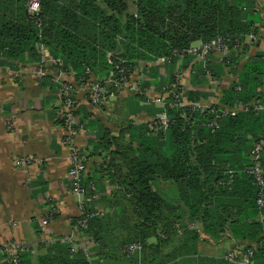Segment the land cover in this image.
Listing matches in <instances>:
<instances>
[{"label": "trees", "instance_id": "obj_1", "mask_svg": "<svg viewBox=\"0 0 264 264\" xmlns=\"http://www.w3.org/2000/svg\"><path fill=\"white\" fill-rule=\"evenodd\" d=\"M249 1L70 0L64 12L61 0H40V13L34 17L28 15L25 0H17L11 19L6 16L3 21L0 17V56L16 63L24 56L29 63L39 62L38 50L45 46L51 57L62 62L66 73L75 74L80 85L96 81L106 84L110 78L119 80L122 74L127 78L144 63L143 69L152 71L161 85L164 80L157 73L159 65L153 63L163 59L171 62L174 51L196 42L227 38L230 54L219 61L224 66L236 61L246 46L245 38L251 34L255 41L259 35V28L253 24L260 16ZM63 15L66 18L62 19ZM83 26L90 28L91 35L81 31ZM262 60L260 55L252 56L242 69L248 82L242 83L239 91L236 82L232 83L218 103L206 109H168L169 126L164 133L150 131L146 122L123 130L130 136L128 143L114 138V130L108 127L98 133V140L105 141L101 147L112 146L114 152L109 155L120 160L112 167L110 162L108 168L125 169L123 183H129L127 187L118 183L120 196L132 211L131 217L120 222L127 235L120 241L119 253L103 252L96 237L88 236L101 217L89 221L86 231L77 230L96 242L88 249V256L81 251L70 254L67 244L40 242L34 253L20 256V263L107 264L106 260H112L115 264H232L224 258L199 256V233L193 229L197 225L215 240L218 234L229 232L234 240L251 243L243 252L254 250L253 262L263 264L264 220L257 216H264V207L256 204L258 189L246 169L252 143L264 135V116L253 111L222 113L217 127L211 125L215 113L224 107L254 101L264 105ZM170 80L175 82L172 75ZM148 86L144 83V90ZM118 90L106 87L101 105ZM129 95L137 105L132 110L135 115L141 109L152 117L160 112L152 105L138 107L140 102L146 104L144 95ZM190 98L200 97L190 93ZM123 131L118 129L116 134L121 137ZM263 159L264 154V170ZM159 180L172 185L168 190L172 199L166 203L159 195ZM180 210L184 215L176 214ZM131 244L141 249L127 255L124 248ZM165 247L171 250L165 252ZM0 264H9L1 253Z\"/></svg>", "mask_w": 264, "mask_h": 264}, {"label": "crops", "instance_id": "obj_2", "mask_svg": "<svg viewBox=\"0 0 264 264\" xmlns=\"http://www.w3.org/2000/svg\"><path fill=\"white\" fill-rule=\"evenodd\" d=\"M250 1L260 16V21L253 24L259 28V35L255 41L254 37L245 38L246 46L243 52L239 53L241 56L228 66L218 63L217 58L212 57L206 64L202 63L203 70L199 61L188 63L192 68H198L199 74H202L201 70L206 69L203 72L206 78L199 76L192 84H188L190 92L202 97L205 106L218 103L222 93L234 82L239 91L242 83L248 82V75L242 71L246 62L254 55L264 57V0ZM2 3L3 0H0V10L5 11ZM42 58L43 56L39 62L29 63L24 56L22 62L16 63L0 56V244L25 241L35 248L44 233L46 237L72 235L74 240L79 242H93L72 226V222L79 217V208L77 197L69 191L68 149L62 144L63 132L57 119L60 99L52 83L56 71L55 67L47 66L46 63L47 75L43 80H38L36 70L43 63ZM160 63L158 61L153 65H159V77L164 80L166 73ZM262 63L264 64V61ZM145 65L139 63L138 67L144 70ZM145 74L146 72H141L137 77L144 81ZM74 76L73 72H65L63 79L76 84L77 88V118L81 121L84 131L76 142L86 157L83 182L96 186L100 200L95 206L104 212L103 220L94 226L88 236L96 237L95 243L103 252L115 254L121 251L120 241L127 235V230L120 222L132 214L129 203L120 196L121 188L118 183L122 182V187H127L129 183H123L125 169L108 168L110 162L113 161V164H110L112 167L119 164L120 160L115 155H109L114 152L112 146L101 147L105 141L98 140L97 135L103 127H108L114 130V138H121L123 142L128 143L130 136L128 131L123 130L129 125L144 123L152 116L146 109H141L135 115L132 110L137 105L124 89L109 95L101 107L93 108L87 99L88 83L77 84ZM205 81L211 82L204 85ZM158 92L159 89L156 90L152 86L148 93L154 96ZM143 105L144 103L140 102L138 107ZM108 106L110 108H107ZM118 129L123 131L121 137L116 134ZM98 145L99 147H96ZM21 157L31 160L26 173L15 164L16 159ZM156 185L164 203L172 199V195L168 194L172 185L161 180L157 181ZM51 206L55 208V214L43 229L40 221ZM184 213L183 210L176 211V214L181 216ZM257 218L264 220L261 213ZM193 229L199 233L198 254L201 257L222 259L228 253L239 256L243 248L251 244L244 240H234L229 232L218 234L219 238L215 240L199 226L195 225ZM169 250L170 247L164 248L165 252ZM105 263L115 264L116 261L106 260Z\"/></svg>", "mask_w": 264, "mask_h": 264}, {"label": "built area", "instance_id": "obj_3", "mask_svg": "<svg viewBox=\"0 0 264 264\" xmlns=\"http://www.w3.org/2000/svg\"><path fill=\"white\" fill-rule=\"evenodd\" d=\"M25 7L28 15L37 17L40 13V0H25ZM39 26V23L38 25ZM43 50V47H41ZM229 40L224 37H217L206 43L192 44L183 50L174 51V55H179L183 58L201 59L203 63L212 57L219 56V59L227 57L230 54ZM234 51V50H233ZM240 51V49H239ZM43 63L36 70V77L42 80L47 74V66L55 67V76L52 80L60 99V108L57 113V119L61 125L63 137L62 144L68 149V168L67 178L69 181L70 193L77 197L79 217L73 225L74 230L86 231L88 222L101 218L104 212L96 208L95 204L100 200V194L94 184L86 185L83 182V176L86 170V157L84 152L77 145V138L83 133L84 129L79 119L76 116L77 109V88L76 84L64 80V69L62 62L53 57L42 58ZM159 62H169V59H163ZM133 74H129L126 78L124 74L119 80L112 78L108 79L106 84L96 81L88 84L87 99L92 107H99L104 99L106 87L113 86L115 88L124 89L131 94H141L146 97V104L160 108V112L154 117H151L146 124L148 129L155 133H164L169 126L168 109L185 110L191 109H206L207 106L194 104L184 98L183 93L174 87L162 89L156 97H151L143 88V80L139 77L132 78ZM253 111L264 115V105L260 101H254L250 104L238 103L234 108H222L221 113H215V118L211 123L212 127L216 128V121L223 115L235 114L237 112ZM264 154V135L256 142L252 143L251 152L249 154V167L246 173L253 180V183L258 189V199L256 204L258 207H264V170L262 167V156ZM15 164L24 172H28L31 160L28 157L16 159ZM55 214V208L49 210L42 218L40 226L45 229L51 216ZM40 242L46 245L54 243L67 244L70 247V254L77 251L83 252L88 256L89 246L95 245L94 242H79L74 240L72 235H63L57 237H46L45 233ZM141 247L138 244H131L124 248V253L132 255L139 251ZM0 253L6 258L9 264H21L20 256L24 253H34V247L25 241H9L0 244ZM254 250L247 249L246 251L236 256L233 253H228L224 259L232 264H255L253 262ZM89 261V258H88Z\"/></svg>", "mask_w": 264, "mask_h": 264}, {"label": "rangeland", "instance_id": "obj_4", "mask_svg": "<svg viewBox=\"0 0 264 264\" xmlns=\"http://www.w3.org/2000/svg\"><path fill=\"white\" fill-rule=\"evenodd\" d=\"M19 1V0H18ZM20 3H23V0H20ZM19 3V4H20ZM3 9H5V11H3L2 9L0 10V17L3 19V21H6V16H8V18L11 19L12 17V13L14 12V10L18 7V3H17V0H16V3H15V0H3ZM23 5V4H22ZM61 5L63 7V11L66 12L68 10V6H70V0H61ZM65 14V13H63ZM63 18H66L64 15L62 16V19ZM81 31L82 32H85L87 35H91V30L90 28L87 26H83L81 28ZM249 37H253L251 34L248 35ZM38 52H40V54L42 53L41 56H50V52L48 51V49L44 46L43 47V50H38ZM239 52V51H238ZM241 56V55H240ZM215 58H217L218 60V63H220V59H219V56H216ZM199 61V63L201 64V68H202V63L203 61L201 59H197V58H183L179 55H174V57L172 58L171 62H161L160 65H162V68L164 69V72L166 73V78L164 79V81H166L165 83L166 84H162L160 85L157 80L155 78H153V75H152V71L150 70H142L140 69L139 67H137L136 70H134V74L132 75V78H136L138 76L139 73L141 72H146V80L144 79L143 81V84L144 83H148L149 86L148 87H145L146 89V92L148 93L150 88L153 86L156 90L159 89V92L157 94H159L160 92H162V89L164 88H167V86L169 88L171 87H174L176 89H179L183 95H184V98L194 104H197V105H200V106H204L201 98L200 97L199 99L197 100H194L192 98H190V87H188V84L190 85V83L192 84L193 81L195 79H197L199 76L200 78H206L205 77V74L203 73L204 71L203 68L201 70L202 74H199V70L198 68L195 69L196 67L194 66L193 68L188 64V63H191L192 61ZM221 64V63H220ZM159 68V67H158ZM159 70L160 69H157V73L159 74ZM172 77L174 78V81L175 82H172L170 80V77L171 75ZM150 80H148V79ZM155 83H154V82ZM204 81V79H203ZM211 81H205L204 82V85H208L210 84ZM158 83V84H157ZM200 84H203V83H200ZM53 86H54V83H53ZM55 87V86H54ZM151 97H154L156 95H152L151 93H149ZM144 105H147V104H144ZM107 108H110V106H108ZM82 125V123H81ZM84 129V127H83ZM53 207H49L48 210H51ZM41 223V221H40ZM95 244V242H94Z\"/></svg>", "mask_w": 264, "mask_h": 264}]
</instances>
